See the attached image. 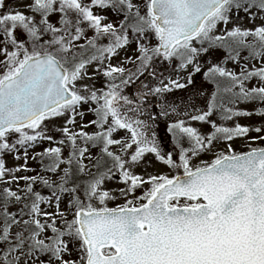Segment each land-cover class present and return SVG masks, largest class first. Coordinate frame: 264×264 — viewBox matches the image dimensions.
Here are the masks:
<instances>
[{
    "label": "snow or ice",
    "instance_id": "1",
    "mask_svg": "<svg viewBox=\"0 0 264 264\" xmlns=\"http://www.w3.org/2000/svg\"><path fill=\"white\" fill-rule=\"evenodd\" d=\"M0 264H264V0H0Z\"/></svg>",
    "mask_w": 264,
    "mask_h": 264
},
{
    "label": "rangeland",
    "instance_id": "2",
    "mask_svg": "<svg viewBox=\"0 0 264 264\" xmlns=\"http://www.w3.org/2000/svg\"><path fill=\"white\" fill-rule=\"evenodd\" d=\"M183 93H181V92H177L176 93V95L177 96H179V95H182ZM250 107V106H249ZM240 122L241 123H243V124H253V123H258L259 122V118H257V117H251V118H240ZM252 135H255V133H252ZM243 142L241 141V140H236L235 142H234V146L237 148V149H239L240 148V146H241V144H242ZM206 158V157H205ZM161 168H162V170L163 171H167V169L166 168H163V166H161ZM110 206H114V205H110Z\"/></svg>",
    "mask_w": 264,
    "mask_h": 264
}]
</instances>
